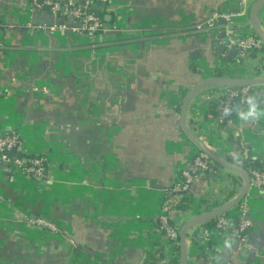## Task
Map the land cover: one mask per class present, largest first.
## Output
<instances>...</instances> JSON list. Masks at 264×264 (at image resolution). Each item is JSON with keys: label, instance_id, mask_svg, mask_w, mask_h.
<instances>
[{"label": "crops", "instance_id": "1", "mask_svg": "<svg viewBox=\"0 0 264 264\" xmlns=\"http://www.w3.org/2000/svg\"><path fill=\"white\" fill-rule=\"evenodd\" d=\"M256 1L110 0L97 12L112 30L93 40L30 0H0V125L20 134V157L47 158L42 177L0 168V264H179V245L160 229L164 198L180 228L245 181L214 164L187 192L169 191L200 150L181 107L211 77L264 78V52L234 64L237 39L255 33ZM259 17L264 29V6ZM247 88L264 109V84ZM217 89L190 99L187 127L235 162L264 166V112L243 121L248 106L235 100L219 119ZM245 200L248 246L215 218L188 232V264H264V194L251 188ZM239 207L224 216L236 219ZM40 217L57 231L32 222Z\"/></svg>", "mask_w": 264, "mask_h": 264}, {"label": "built area", "instance_id": "2", "mask_svg": "<svg viewBox=\"0 0 264 264\" xmlns=\"http://www.w3.org/2000/svg\"><path fill=\"white\" fill-rule=\"evenodd\" d=\"M110 0H42V4L49 6V12L54 15H60L73 21L75 29L93 40L103 36L112 30L110 26L100 14H98L99 6H106ZM33 5L37 10H42L39 0H34ZM216 20L212 19L209 26L214 28ZM60 27L63 25L60 24ZM64 27H66L64 25ZM237 54L234 58V64H240L245 58H248L254 52H264L262 41L257 35L249 30L244 37L237 39ZM217 99L219 119L228 117L224 109L233 107L235 100H239L242 106L247 105L248 88H230L218 87ZM23 140L20 134L11 128L0 125V168L7 169L12 163V168L21 167L29 175L42 177L46 169L47 158L45 156L33 155L25 152L22 157L11 156L8 154L13 149L22 150ZM245 153L247 149L243 147ZM211 159L204 152L200 151L193 158L188 167L181 171V175L176 183L169 189L170 192H187L190 184L202 172L212 170L210 166ZM10 168V167H9ZM11 169V168H10ZM251 188L257 189L259 193L264 194V171L250 169ZM250 188V189H251ZM243 202V200L241 201ZM171 203L168 196L162 201L159 213L160 229L165 233L167 239L173 244L179 245V227L172 222L170 215ZM248 202L240 203L239 214L232 223L227 216L221 215L216 218V228L225 233H232L236 237L239 246H248V233L254 226L253 220L248 215ZM38 226L46 227L57 231L55 224L45 217L36 218L32 221Z\"/></svg>", "mask_w": 264, "mask_h": 264}, {"label": "water", "instance_id": "3", "mask_svg": "<svg viewBox=\"0 0 264 264\" xmlns=\"http://www.w3.org/2000/svg\"><path fill=\"white\" fill-rule=\"evenodd\" d=\"M42 2V0H39ZM264 6V0H257L254 4L253 10L251 12V23L253 30L255 31L257 37L262 41L264 47V29L261 26V20L259 17V13ZM223 46H219L218 50L220 51ZM264 84V78H255V77H233V76H214L209 79L201 81L195 87H193L188 94L186 95L182 107H181V124L183 126L184 131L190 137V139L197 145L200 151L207 154V156L211 159L210 166L212 167L214 164H218L222 168L230 169L232 171L238 172L241 174L245 181L243 183V188L241 192L235 196L233 199L228 201L227 203L218 206L212 210H209L203 214L195 216L189 220H187L180 228H179V249H180V260L179 264H188V251H187V234L188 232L200 225L208 223L215 218L226 214L228 211L238 206L241 201L245 198L251 188V176L247 169H245L240 163L235 162L229 157L220 154L216 150L212 149L206 143H204L198 136H196L186 125V112L188 109V104L190 99L195 96L197 93L204 89L213 88V87H230V88H244V87H252L254 85ZM253 91H251L252 93ZM11 155L13 156H21V153L16 149L11 150Z\"/></svg>", "mask_w": 264, "mask_h": 264}, {"label": "trees", "instance_id": "4", "mask_svg": "<svg viewBox=\"0 0 264 264\" xmlns=\"http://www.w3.org/2000/svg\"><path fill=\"white\" fill-rule=\"evenodd\" d=\"M30 1L32 3H34V0H30ZM39 3L41 4V7L43 10H46L49 12V8H50L49 6L42 4V2H39ZM98 14H100L102 16V18L104 19V15H102V13L98 12ZM8 154L10 155V152H8ZM239 162L247 170L256 169V170L264 171V166H263L262 162H260L259 160H255L253 158H243L242 160H239ZM186 207H187V204L184 202H182L180 205H178V209H180V210H184ZM225 215H227V214H225ZM227 217H229V216H227ZM231 221H232V223H234L235 219L233 218ZM211 225H213V222L208 223V226H211ZM148 264H158V263L155 262L154 257H150Z\"/></svg>", "mask_w": 264, "mask_h": 264}, {"label": "clouds", "instance_id": "5", "mask_svg": "<svg viewBox=\"0 0 264 264\" xmlns=\"http://www.w3.org/2000/svg\"><path fill=\"white\" fill-rule=\"evenodd\" d=\"M256 97L255 95H249L247 97V109L246 110H240L238 112V116L241 120L247 121L252 119L253 117L259 116L262 112H264V109H261L255 102ZM225 113H228L231 111L230 108H225L224 109ZM227 243V241H226Z\"/></svg>", "mask_w": 264, "mask_h": 264}]
</instances>
